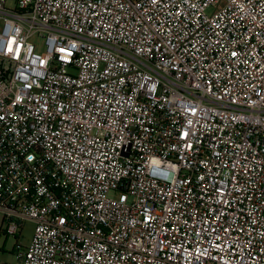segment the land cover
Listing matches in <instances>:
<instances>
[{
	"label": "built area",
	"instance_id": "1",
	"mask_svg": "<svg viewBox=\"0 0 264 264\" xmlns=\"http://www.w3.org/2000/svg\"><path fill=\"white\" fill-rule=\"evenodd\" d=\"M6 2L0 230L35 224L20 263L264 264V0Z\"/></svg>",
	"mask_w": 264,
	"mask_h": 264
},
{
	"label": "rangeland",
	"instance_id": "2",
	"mask_svg": "<svg viewBox=\"0 0 264 264\" xmlns=\"http://www.w3.org/2000/svg\"><path fill=\"white\" fill-rule=\"evenodd\" d=\"M16 4V0H7L6 7L13 8ZM2 22V21H1ZM2 23H0L1 27ZM33 41L36 43L40 50L44 48V41L40 37H35ZM35 224L32 221H26L22 228L21 235L5 236L0 230V264H21L17 258L18 248L27 246L34 232Z\"/></svg>",
	"mask_w": 264,
	"mask_h": 264
}]
</instances>
